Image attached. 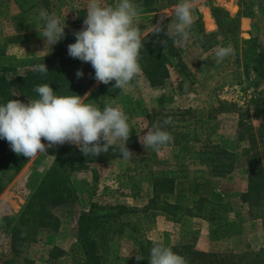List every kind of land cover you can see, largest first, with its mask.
Segmentation results:
<instances>
[{
	"label": "rangeland",
	"instance_id": "obj_1",
	"mask_svg": "<svg viewBox=\"0 0 264 264\" xmlns=\"http://www.w3.org/2000/svg\"><path fill=\"white\" fill-rule=\"evenodd\" d=\"M176 2L161 0L155 12L139 8L135 24L141 38L173 14ZM104 3L114 4L115 0ZM190 4L192 20L200 15L201 28L207 35L203 36L199 26L193 24L188 28L189 38H179L177 45L186 71L172 70L164 87L151 86L139 74L109 96V103L119 105L126 113L130 134L138 136L139 148L132 151V159L118 157L104 163L93 162L88 168L75 171L72 182L77 200L54 208L61 220L59 229H38V240L20 252L10 245L8 226L13 225V219L18 217L56 155L74 144L65 142L47 147L48 142L42 138L45 153L28 158L19 171L0 170L4 184L0 194V264H81L84 252L78 239L79 220L90 211L95 219L89 233L97 240L101 264H149L148 257L136 259L139 244L147 240H158L169 247L193 244L197 249L218 253H243L264 247V217L251 214L249 205L241 200L249 182L246 150L252 146L251 135L257 138V148L264 146V78L253 72L245 75L244 67L239 65L235 52L241 38L239 25L223 22L219 27L211 11L212 5L233 11L236 8L239 22L244 14L251 13L259 31L264 33V0H190ZM74 14L70 13V17ZM170 30L174 32V26ZM218 46L231 48V53L220 61L215 57ZM55 47L56 44L53 51L30 55L33 57L25 53L26 58H19L14 53L5 63L0 62V68H11V76L14 69L23 72L42 63L56 64L59 58ZM78 69L84 73L80 78L76 76ZM72 74L86 85L84 101L92 100L100 82L94 79L90 62L74 66ZM160 112L169 115L170 125L175 129L191 131L187 142L158 149H147L142 144L140 137L147 128L157 119L166 118ZM119 143L123 141L116 142ZM213 144L234 152L235 164L230 173H212L206 156L213 150ZM140 155L150 157L147 171L141 172L142 162L137 160ZM163 177L175 178V191L188 192L187 186L192 181L203 183L202 192L216 205L202 216L184 215L174 221L159 205L162 201H174L176 193L156 194L154 190L155 179ZM120 205L128 209L121 213ZM212 218L216 224L228 227L230 234L214 237ZM53 247H60L63 253L53 252Z\"/></svg>",
	"mask_w": 264,
	"mask_h": 264
},
{
	"label": "trees",
	"instance_id": "obj_2",
	"mask_svg": "<svg viewBox=\"0 0 264 264\" xmlns=\"http://www.w3.org/2000/svg\"><path fill=\"white\" fill-rule=\"evenodd\" d=\"M160 1L136 0V3L143 11L155 12L159 10L158 2ZM211 11L219 27L223 22L238 27L239 14L231 16L225 8L217 5H212ZM221 15H224L225 19H222ZM244 16H252V14L248 13ZM208 23L210 24L212 21ZM193 24L199 26L198 31L202 32L203 36L207 35L203 33L204 30L201 28L200 15L197 19L192 20L191 25ZM158 26L161 29L159 32H155V27L142 37L140 71L137 75L142 74L153 87H164L172 70L184 73L187 65L177 45L179 37L168 35V31L174 33L170 30L174 26L173 14ZM80 29L79 25L65 27L64 38L55 47V54L59 61L56 64L46 66L48 71L45 73L39 72L37 68L29 69L25 73H19L17 69H14L13 75L10 76L11 68L1 66L0 102H6L10 99H19L25 102L27 98H34L37 94L33 89L42 83L50 84L54 90L59 91V94L62 95L78 94L84 96L87 91L86 85L72 74V68L84 62L70 57L67 53V45L75 42L73 33ZM235 52L240 59L239 65L244 67L245 75L249 76L253 72L255 75L264 78V45L258 41L257 37L240 38V44L237 45ZM114 84L115 81H110L108 84L100 83L92 100L88 102L100 107H103L105 102L109 103V96L120 91V88H114ZM161 114L169 118V115ZM166 118H159L153 122L161 124L170 134V141L163 146L175 145L184 140L187 142L191 131L181 128L175 129L170 125L171 119L170 123L164 124L163 121ZM194 135L193 133V141H196ZM250 140L252 146L246 150L250 165L249 182L247 189L241 194V200L249 205L251 214L256 217H264V146L262 149L256 147L257 138L254 134L251 135ZM119 144L109 146L107 152L97 156L83 154L76 145L64 147L69 150L56 155L41 181L28 197L18 217L13 219V225L8 226L12 249L16 252L28 249L38 240L37 231L40 228L59 229L61 220L55 214L54 208L78 198L73 186L72 174L77 170L88 168L93 162L104 163L121 157ZM126 146L131 152L137 150L139 148L138 136L131 133ZM212 148L213 150L206 156L207 161L212 165V173L215 175L230 173L235 164L234 152L217 144H213ZM149 158L146 155H140L137 158L142 162L141 172L147 171L145 167ZM27 161L28 157L13 152L9 142L0 139V170L9 168L19 171ZM202 187L203 183L192 181L187 186L188 192L175 191L174 177L156 178L154 181L156 194L157 192L176 193L174 201H162L159 205V209L172 216L174 221H179L184 215L202 216L216 205L202 192ZM3 189L4 184L1 183L0 177V194ZM219 206L224 205L219 204ZM119 207L121 213L128 209L124 205ZM94 219L95 217L90 211L81 215L79 220L78 239L84 252V259L81 264H101L102 262L97 240L89 233ZM211 220V234L214 237L222 238L230 234L228 227L216 224L214 218ZM152 241L147 240L140 243L137 248V255L148 257ZM171 248L185 258L186 264H264V247L259 250L249 249L243 253H218L200 250L195 248L193 244L173 245ZM52 250L57 254L63 253L60 247H53Z\"/></svg>",
	"mask_w": 264,
	"mask_h": 264
},
{
	"label": "clouds",
	"instance_id": "obj_3",
	"mask_svg": "<svg viewBox=\"0 0 264 264\" xmlns=\"http://www.w3.org/2000/svg\"><path fill=\"white\" fill-rule=\"evenodd\" d=\"M139 14L136 0H115L106 5L104 0H87L83 26L75 31V42L67 45L70 57L90 62L94 79L114 88L123 89L140 71V51L143 46L141 32L135 24ZM174 35L181 40L189 38L192 23L190 0H177L173 7ZM44 44L52 47L64 38L66 23L56 12L41 8L34 20ZM161 29L156 26L155 32ZM231 53V48L218 46L217 61ZM41 73L48 71L44 63L37 67ZM84 75L82 69L77 78ZM37 94L28 102L10 99L0 102V139L9 142L11 150L29 159L46 152L47 147L65 142L76 145L85 155L97 156L118 145L122 159H132L133 153L126 146L130 126L126 113L114 103L103 107L85 102L78 94L62 95L48 83L37 85ZM170 123V118L163 121ZM142 136L147 148L158 149L170 141V134L159 123H153ZM103 141V142H101ZM137 260L143 256L137 255ZM149 264H186L185 258L169 246L153 240L148 254Z\"/></svg>",
	"mask_w": 264,
	"mask_h": 264
},
{
	"label": "crops",
	"instance_id": "obj_4",
	"mask_svg": "<svg viewBox=\"0 0 264 264\" xmlns=\"http://www.w3.org/2000/svg\"><path fill=\"white\" fill-rule=\"evenodd\" d=\"M86 5L87 0H1L0 20L3 21L0 22V62L5 63L14 53L18 54L19 58H24L25 53L28 57H33L30 55L54 50V45L50 48L44 44V40L35 26L34 20L41 8L60 15L61 21L66 23V27L71 25L81 27L86 15ZM227 10L231 16H236L239 12L236 8L235 11ZM73 12L75 14L70 17V13ZM257 24L258 22L253 16H242L239 22L240 37L251 38L254 36L264 45V33L259 31ZM37 67L31 66L27 70ZM27 70L17 71L25 73Z\"/></svg>",
	"mask_w": 264,
	"mask_h": 264
}]
</instances>
